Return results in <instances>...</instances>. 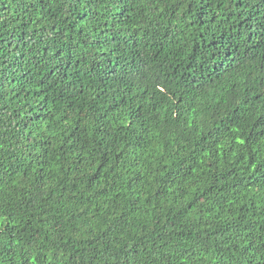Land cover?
<instances>
[{
    "label": "trees",
    "instance_id": "16d2710c",
    "mask_svg": "<svg viewBox=\"0 0 264 264\" xmlns=\"http://www.w3.org/2000/svg\"><path fill=\"white\" fill-rule=\"evenodd\" d=\"M0 264H264V0H0Z\"/></svg>",
    "mask_w": 264,
    "mask_h": 264
}]
</instances>
